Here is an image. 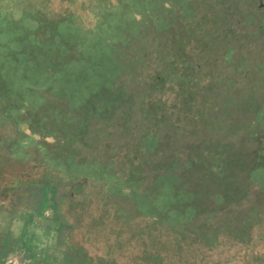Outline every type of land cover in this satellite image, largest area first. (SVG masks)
I'll return each mask as SVG.
<instances>
[{
    "label": "trees",
    "instance_id": "16d2710c",
    "mask_svg": "<svg viewBox=\"0 0 264 264\" xmlns=\"http://www.w3.org/2000/svg\"><path fill=\"white\" fill-rule=\"evenodd\" d=\"M2 1L0 18H4V22L11 26L4 25L0 31V97H9L14 103L11 110L8 109L9 118L6 119L13 120L17 127H20L21 123L26 126L27 120L17 114L26 110L28 104L38 107L46 101L48 96L53 95L55 98L65 99L75 109L76 117V113H79L81 109L84 125L94 119L96 129L89 134V146L81 144L77 149L81 154V150L84 149L82 146L86 147L85 150L88 153L90 151L94 158L87 162V159H80L73 155V158L66 159L65 163L49 155L41 141L36 139V134L39 132L28 130L22 136L23 138L15 140L11 147L7 148L8 152L2 151L3 149L0 152V193L6 190L22 191L25 190V185L40 187L41 190L54 189L52 182L49 181L51 175L63 178L88 177L95 181L98 189L104 190L105 194L109 195L111 202L117 201V198L122 196V188H125L127 189L126 209L139 216L134 215L133 219H127L126 222L131 223V228H142L145 231L144 236L148 234L151 241L156 240L161 246L175 243L177 254L193 252L195 258L197 253L201 255V258L207 256L210 258L209 254L216 250L214 247L220 246V249L225 252L217 251L227 253L226 249L234 244L248 241H238L235 237L228 235L224 231L227 224L225 221L221 224L210 221L220 215L219 211L224 207L204 208L199 202V193L190 191L188 194L178 187L188 182L183 174L186 167L190 165V160L186 161L187 154L184 146L204 145L206 146L203 149V159L205 157L206 161L204 168L207 162H210L212 171L220 173L229 180L235 178L238 184L241 182L240 187L243 188L244 193L241 194L238 203L242 210L251 214L246 221L254 226L264 227V203L256 204V201L251 200L256 196V187H260L264 192V180L260 185L252 179L254 170L258 168L264 172V167L250 164L248 147L239 149L233 154H225L224 149L218 150L215 147L209 149L207 146L213 141H225L230 137L232 141L237 137L240 140L241 136L246 141L254 140L256 135L254 131H264V107L257 108L259 116L257 114L254 116L257 117L258 124L254 125L252 131L245 134L231 127L225 130L222 123H217L215 127H207L203 123L192 124L186 121L184 126L180 119L182 116H179L177 111L165 119L154 120L151 119L154 117V111L152 115L148 114L151 117L147 125L149 131L142 133L141 136V142L145 143L141 160L122 170H117L112 160L119 156L127 142L126 138H118L119 141L115 137L128 130L135 136L138 134L136 123L126 122L131 112V116L133 115V107L137 106L136 111L144 114L143 108H140V104L138 105L135 99L142 97L133 94V85L128 81L132 72L127 64L133 58L128 47H131L129 50L134 49L132 45L134 46L135 39L142 40V47L138 49L140 52L143 51V46L149 44L146 35L141 36L143 38L138 36L142 29L139 22L141 20L137 14L159 7L164 0ZM177 1L186 5L190 0ZM228 1L231 7L235 8V5L242 0ZM168 13L171 14L169 8ZM168 20L169 18L159 29L168 24ZM230 23L238 28L241 24L240 14L235 13ZM49 24H51V32L49 33L50 29L45 30L46 33L41 35L42 27ZM144 24L146 25V22ZM262 27L263 25H258L257 28L262 29ZM147 38H151V35ZM235 48L229 47V54L224 57L227 62L231 54L234 55L233 53L237 51ZM248 66L246 62L237 65L235 71L239 78L243 76ZM167 73L171 75L170 72L167 71ZM135 75H140L139 79L145 81L146 76L141 75L140 72L135 71ZM238 76L230 75L222 80L223 84L220 82L221 84L219 83L216 87L206 86L209 91L219 95L216 101L214 99V107L221 112L222 119L226 120L227 117L224 113L225 98L223 99V96L227 95L234 82L239 79ZM160 79V73L153 75L149 82V89L157 88ZM196 82L204 83V81ZM97 121H102V124L99 125ZM43 131L44 129H41V132ZM4 135L0 133V145ZM39 135L51 138L54 134L52 131H47ZM108 141H112V144L106 153L112 159L103 163L100 155ZM158 141L161 144L163 142L166 150L169 148V151L173 150L174 153V158L164 165L165 172L161 174H156L157 170L150 168L154 162L153 159L159 160L161 156L157 153L155 146L149 145V142L158 143ZM239 162L243 163V168L247 170L246 174L240 175L238 179L239 174L237 170L233 171L232 168L235 165L232 164ZM38 179L43 182H37ZM102 181L106 185L100 184V182L103 183ZM151 183L158 185L157 194L156 190L151 188ZM215 198L227 207L235 204L232 199L227 201L228 203L225 202V194L217 193ZM123 205L122 202H116L114 207ZM78 209V212L82 210L79 207ZM226 209L221 211L226 213L228 208ZM156 213L165 214L163 216L165 219L157 218ZM200 219L217 228L216 245L206 243L204 237L196 230ZM259 237L264 238L263 235ZM248 245L250 246V243ZM96 246L101 254L105 252L106 257H109L106 247L100 243ZM109 259L112 264H117L116 258L109 257ZM161 264H168V261H163Z\"/></svg>",
    "mask_w": 264,
    "mask_h": 264
},
{
    "label": "rangeland",
    "instance_id": "374dc122",
    "mask_svg": "<svg viewBox=\"0 0 264 264\" xmlns=\"http://www.w3.org/2000/svg\"><path fill=\"white\" fill-rule=\"evenodd\" d=\"M231 6L228 0H190L186 5L177 0H164L159 7L137 14L141 20L139 22L142 29L138 36L146 35L149 44L143 46L142 52L138 51L142 47L141 39L133 41L134 49L129 50L131 47H128L129 53L133 56L127 64L132 72L128 81L133 85V94L142 97L135 99L138 105L140 104V108H143L144 114L136 111L137 106L133 107V115L131 116V112L126 122L136 123L137 136L131 134L130 130L117 135L116 139L126 138L127 142L119 156L113 159L106 153L112 141L106 142L104 151L100 155L103 163L112 159L117 170H122L141 160V154L145 148L144 141L141 142V136L142 133L149 131L147 125L154 111V117L151 118L154 120L165 119L177 111L178 115L182 116L180 119L184 126L186 121L192 124L203 123L207 127H215L217 123H222L225 130L231 127L242 134L252 131L254 125L258 124L257 117L254 115L259 116L257 108L264 107V0H242L235 5V8ZM168 8L171 14L168 13ZM234 12L241 16V24L238 28L230 23L235 15ZM167 18H169V23L159 29ZM4 25L11 26L4 22V18H0V31ZM258 25H263L262 29H258ZM49 29L50 33L51 24L42 27L40 34L46 33L45 30ZM149 35L151 38H147ZM229 47H236L237 51L233 53L234 55L231 54L227 62L224 57L229 54ZM243 62L249 66L239 78L235 69ZM135 71L146 76L145 81L139 79L140 75L134 76ZM167 71L171 75H168ZM157 73H160L161 78L157 88L149 89L150 79ZM230 75H236L239 79L234 82L227 95L223 96V99L225 98L223 100L224 113L225 117L227 116L225 120L220 117L221 112L214 107V99L216 101L219 95L209 91L206 86L216 87ZM178 77L180 79L175 80ZM196 81H204V83L198 84ZM13 106L14 103L9 97H0V133L5 134L0 145V152L2 149L8 152L7 148L11 147L14 141L28 130L44 134L52 131L54 135L51 138L36 134V139L41 141L50 156L64 163L66 159L73 158V155L80 159H87V162L94 158L90 151L88 153L85 150L86 147L82 146L84 149L81 150V154L77 150L81 144L89 146V134L96 129L94 119L84 125L81 109L79 113H76V117L75 109L65 99L50 95L38 107L28 104L26 110L18 113V116L27 120V124L25 126L21 123L20 127H17L13 120L6 119L9 118L8 109ZM221 120L225 121L221 122ZM97 122L99 125L102 124V121ZM41 129L44 131L41 132ZM254 132L256 135L251 141H246L242 136L240 140L237 137L232 141L230 137L225 141H213L207 146L209 149L214 147L218 150L224 149L225 154H233L239 149L248 147L250 164L264 167V131ZM160 141L158 143L149 142V145L155 146L154 148L161 156L159 160L153 159L154 162L150 167L151 170L153 168L157 170L156 174L165 172L164 165L174 158L173 150L169 151V148L166 150L163 142L161 144ZM205 147L204 145L195 147L192 144L184 146L187 154L186 161L190 160V165L186 167L183 174L188 182L178 187L188 194L190 191L199 193V202L204 208L224 207L221 210L228 208V212L220 210V215L210 221L213 220L216 224L225 221L227 224L225 223L226 230L224 231L238 241L245 240L248 241L247 243H236L226 249L227 253H223L225 251L220 249V246L214 247L216 250L209 254L210 258H207L208 256L201 258L199 253H194L195 258L193 252L177 254L175 243L161 246L156 240L151 241L148 234L144 236L145 231L142 228H131V223L127 224L128 218L133 219L134 215L138 216L126 209L127 189L122 188V196L117 198V201L111 202L109 195L107 196L104 190L98 189L95 181L88 177L59 178V176L51 175L49 178L54 181L57 192L64 190V186L67 190L70 187L69 191L72 193L75 192V208L77 209L75 240L90 241L96 245L100 243L106 246L107 255L116 258L117 264H161L163 261H168V264H264V238L259 237L264 236V227L254 226L246 221L251 214L242 210L243 208L238 203L241 194L244 193L243 188L240 187L241 182L238 184L237 179L229 180L220 173L212 171L210 162H207L204 168L206 161L205 157L203 159V149ZM171 152L173 154H169ZM232 165H235L232 168L233 171L237 170L239 174L238 179L240 175L246 174L247 169L243 168V163ZM252 179L261 185L264 172L256 168L252 173ZM100 184L106 185L105 182H100ZM150 186L156 190L157 194L158 185L151 183ZM256 188V200L255 198L251 200L256 201V204L264 203V192L260 187ZM24 189L26 191L38 190L36 187L27 185ZM10 192L6 190L3 195L9 197ZM217 193L225 194V202L232 199L235 204L231 207L223 205L215 198ZM10 196L14 197L12 193ZM116 202H122L124 207H114ZM78 207L82 209L79 212ZM157 215V218L165 219L163 218L165 214ZM198 225L196 230L204 237L205 242L209 245H216L217 228L213 227V224L211 227L210 223L202 222V219L198 221ZM95 250L97 255H102L98 247Z\"/></svg>",
    "mask_w": 264,
    "mask_h": 264
},
{
    "label": "crops",
    "instance_id": "0c3cea01",
    "mask_svg": "<svg viewBox=\"0 0 264 264\" xmlns=\"http://www.w3.org/2000/svg\"><path fill=\"white\" fill-rule=\"evenodd\" d=\"M49 181L54 189L0 193V264H112L93 242L75 240V192Z\"/></svg>",
    "mask_w": 264,
    "mask_h": 264
},
{
    "label": "bare ground",
    "instance_id": "6f19581e",
    "mask_svg": "<svg viewBox=\"0 0 264 264\" xmlns=\"http://www.w3.org/2000/svg\"><path fill=\"white\" fill-rule=\"evenodd\" d=\"M6 264H12L11 262H7Z\"/></svg>",
    "mask_w": 264,
    "mask_h": 264
}]
</instances>
